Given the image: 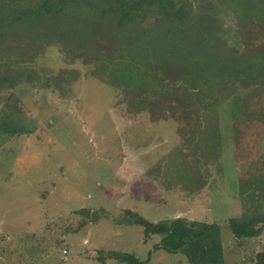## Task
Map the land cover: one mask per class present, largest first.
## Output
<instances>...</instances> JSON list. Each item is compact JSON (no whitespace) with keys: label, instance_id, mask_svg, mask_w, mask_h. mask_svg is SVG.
Segmentation results:
<instances>
[{"label":"rangeland","instance_id":"obj_1","mask_svg":"<svg viewBox=\"0 0 264 264\" xmlns=\"http://www.w3.org/2000/svg\"><path fill=\"white\" fill-rule=\"evenodd\" d=\"M221 16L219 51L250 55L264 44L262 24L240 28L231 13ZM258 65L263 58H250L247 68ZM34 68L41 79L63 80L54 88L21 84L0 93V120L21 131L0 132V264H100L97 253L110 250L145 261L160 237L144 243L125 210L154 223L179 217L216 223L224 264H253L264 248V225L258 238L237 240L228 221L264 214V97L222 105L215 141L222 156L212 162V153L204 158L190 142L195 122H179L172 99L152 96L156 88L115 96L90 75L91 66L66 61L56 47ZM69 71L79 75L67 85ZM153 78H142L141 86H157ZM240 113L250 119L238 120ZM148 264L187 261L153 251Z\"/></svg>","mask_w":264,"mask_h":264},{"label":"trees","instance_id":"obj_2","mask_svg":"<svg viewBox=\"0 0 264 264\" xmlns=\"http://www.w3.org/2000/svg\"><path fill=\"white\" fill-rule=\"evenodd\" d=\"M230 13L240 28L252 23L264 27V0H0V93L21 84L58 86L61 75L41 79L34 68L47 48L56 47L66 61L91 66L90 75L108 84L115 96L124 98V93L135 88L150 95L149 89L156 88L152 96L164 103L172 99L173 108L180 110L178 121L195 122L191 123V144L204 158L212 155L214 162L222 156L220 145L215 144L222 105L264 97L258 94V88L264 90V66L247 68L250 58L264 59V44L250 55L218 50L225 32L221 15ZM243 31L238 37L250 46ZM78 75L69 71L67 85ZM149 77H154L157 86L142 87L141 79ZM234 116L250 119L246 113ZM0 132L15 135L21 131L0 120ZM124 218L142 228L144 243L152 236H159L160 241L145 261L132 253L110 250L97 253L100 264L107 260L148 264L153 251L180 254L187 264H224L216 223L182 217L154 223L131 210L124 211ZM263 225L264 214L258 211L228 221L237 240L258 238ZM253 264H264V248Z\"/></svg>","mask_w":264,"mask_h":264}]
</instances>
